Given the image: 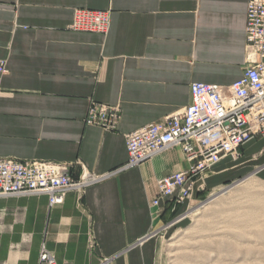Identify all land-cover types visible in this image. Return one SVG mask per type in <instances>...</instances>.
Masks as SVG:
<instances>
[{"label": "crops", "instance_id": "crops-1", "mask_svg": "<svg viewBox=\"0 0 264 264\" xmlns=\"http://www.w3.org/2000/svg\"><path fill=\"white\" fill-rule=\"evenodd\" d=\"M247 0H0V158L72 164L97 179L49 206L45 194L0 197V264H164L170 222L199 203L158 195L185 170L171 146L137 166L125 135L182 110L192 82L228 86L246 62ZM77 9L109 12L105 34L70 28ZM115 106V130L86 124L91 102ZM213 164L206 186L264 178V137ZM79 161V163H78ZM185 215L182 216V218Z\"/></svg>", "mask_w": 264, "mask_h": 264}, {"label": "built area", "instance_id": "built-area-1", "mask_svg": "<svg viewBox=\"0 0 264 264\" xmlns=\"http://www.w3.org/2000/svg\"><path fill=\"white\" fill-rule=\"evenodd\" d=\"M109 12L77 9L72 30L105 34ZM246 62L242 76L228 86L192 82L191 102L159 122L126 133L127 160L119 169L137 166L171 146L180 148L188 167L158 180L159 199L181 204L203 189V174L222 157L239 156L248 140L264 137V0H247L245 18ZM5 65L0 60V73ZM120 118L117 107L91 102L86 124L115 130ZM79 163V161H78ZM72 164L45 160L20 161L0 158V197L45 194L49 206L61 204L70 190L80 191L97 177L84 172L74 178ZM40 260L53 264L43 248Z\"/></svg>", "mask_w": 264, "mask_h": 264}, {"label": "rangeland", "instance_id": "rangeland-1", "mask_svg": "<svg viewBox=\"0 0 264 264\" xmlns=\"http://www.w3.org/2000/svg\"><path fill=\"white\" fill-rule=\"evenodd\" d=\"M210 168L199 181L202 200L166 230L164 264H264V178L207 187Z\"/></svg>", "mask_w": 264, "mask_h": 264}, {"label": "bare ground", "instance_id": "bare-ground-1", "mask_svg": "<svg viewBox=\"0 0 264 264\" xmlns=\"http://www.w3.org/2000/svg\"><path fill=\"white\" fill-rule=\"evenodd\" d=\"M217 163V162H216ZM215 164V163H214Z\"/></svg>", "mask_w": 264, "mask_h": 264}]
</instances>
